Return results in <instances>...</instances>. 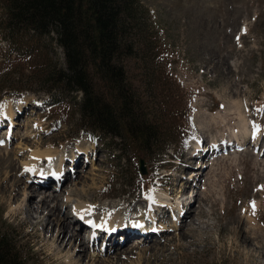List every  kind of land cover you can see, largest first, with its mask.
Instances as JSON below:
<instances>
[{
  "label": "rangeland",
  "instance_id": "1",
  "mask_svg": "<svg viewBox=\"0 0 264 264\" xmlns=\"http://www.w3.org/2000/svg\"><path fill=\"white\" fill-rule=\"evenodd\" d=\"M141 4L153 35L151 50L146 56L152 57L154 73L152 85H146L147 76L139 78L141 63L131 65L133 91L142 98V103L155 105L159 114L165 116L167 125H164L174 132L167 136L161 158L157 153L148 160L139 155L146 163V175L140 173V159L130 150V144L121 143L119 138L107 140L105 135L92 133L84 125L79 112L81 93L61 88L53 94L46 92L45 68L65 65L64 52L55 40L51 41V37L56 38L55 34L45 39L48 47L26 58L20 53L10 54L9 44L0 30V114L4 113L2 119H6V125H0V156L21 152L35 141L43 143L39 148H31L51 153L43 155L42 165L62 157V160H69L60 174V180L67 174L70 177L63 182V189L68 188L71 193L74 187L70 184H76L79 190H87L86 196L77 191V197L72 198L74 201L91 199L98 217L130 219V223L137 222V225L138 211L143 208L139 201L148 205L146 199H152L158 192H168L171 198L179 199L184 192L182 208L191 207L192 214L186 216L179 208L174 216L168 208L152 210L158 223L153 225L150 221V224L155 229L160 228L152 230V241L159 249L150 257L152 242L143 244L140 242L142 236L133 237L127 241L128 248L135 250L131 255L133 262L129 264H264V166L254 165L256 159L252 160V155L240 158L239 151L243 147L230 143L234 131L240 130L237 114L240 112L251 128L242 146L256 153L257 160L264 161V150L256 145L264 135V0H141ZM49 49L50 55L44 57ZM231 89H237V94L231 96ZM231 109L235 117L228 116ZM254 126L260 131L259 138L249 139ZM226 143L228 148H224ZM216 144V151L222 150L215 155ZM30 151L24 157L19 152L16 155L17 176L15 172L5 175L0 162V230L11 231L18 242L31 249L30 259L35 264H68L69 247L66 254L59 255L55 253L58 252L55 246L46 240L57 231L49 232V227L42 231L41 226L36 231L33 225L25 222L23 215H17L9 207L13 204L10 198L16 194L15 186L13 192L5 186L9 176L22 180L18 191L22 200L28 199L34 190L32 172L23 167ZM204 151L208 153L202 155ZM73 153L75 160L71 158ZM49 157L51 159L47 160ZM202 163L207 164L204 165L206 169L200 168ZM198 172L206 176L194 188L184 191L185 177ZM36 177L42 178L41 174ZM169 179L172 184L168 187ZM45 183L48 187L43 192L54 194L55 180ZM87 186L95 189L89 190ZM91 193L100 198L93 199ZM67 195L65 193L64 199ZM192 196L196 200L189 201L191 205L185 203ZM39 197L36 198L39 200ZM127 199L136 208L122 207ZM110 205L117 210H111ZM148 209L144 206L146 218L149 217ZM193 222L200 228L198 225L194 228ZM190 224L192 229L189 230ZM75 225L71 224L70 231L62 235L65 243L77 232ZM82 233L78 243L83 245L89 233L86 234V230ZM243 238L251 242L243 245ZM95 242H90L88 258L81 264H100L101 260L112 264L107 256H114L113 247H119L122 241L112 240L106 247L101 240ZM85 246L90 247L87 242ZM77 248L69 253L77 255Z\"/></svg>",
  "mask_w": 264,
  "mask_h": 264
},
{
  "label": "trees",
  "instance_id": "2",
  "mask_svg": "<svg viewBox=\"0 0 264 264\" xmlns=\"http://www.w3.org/2000/svg\"><path fill=\"white\" fill-rule=\"evenodd\" d=\"M0 9L10 54L31 57L56 35L51 41L64 52L65 65L45 68L48 94L60 88L81 93L79 112L92 133L130 144L139 159L161 158L174 132L155 105L134 93L130 76V66L141 63L139 78L153 83V60L146 56L153 35L141 0H0ZM31 252L11 231L0 230V264H35Z\"/></svg>",
  "mask_w": 264,
  "mask_h": 264
},
{
  "label": "bare ground",
  "instance_id": "3",
  "mask_svg": "<svg viewBox=\"0 0 264 264\" xmlns=\"http://www.w3.org/2000/svg\"><path fill=\"white\" fill-rule=\"evenodd\" d=\"M229 91H230V95L231 96L237 94V92H236L237 89H236V91H233L232 89L229 90ZM227 94H229V93H227ZM233 98H230V99H233ZM226 103L229 104L228 101ZM230 103L232 105L233 101H231ZM221 104L222 103L220 102V106H221ZM232 106H234V105H232ZM244 107H246V106H244ZM239 111H241V110H239ZM11 114H13L12 111H11ZM234 114L235 113L233 112V109H231L230 112H229V114H228V116L229 117L230 116L235 117ZM237 114L239 115V122H240V125L239 126H240V130L239 131H234L235 132V136L232 139L233 141H231V142L229 141V142L232 145H234L235 143H237L238 145L240 144L239 146L237 145L239 148L243 147V149H241V151H239V152H241V154L239 156L240 158L243 157V156H245V155H252V160L253 159H256L257 160L256 153H254L253 150H252L253 153L248 152L249 149H247L246 146H242L243 144L245 145L244 141L248 138V133H249L248 131H250L251 128H249L247 126L248 125L247 124V120H245L244 117H242V114L240 112H238ZM4 116H5L4 113L0 114V125H6V123H4V120H6V119H2V117H4ZM224 120L226 121V118H224ZM230 120H232V119L230 118ZM215 123H216V121H215ZM216 124H219V123L217 122ZM11 125H13V124H10V126ZM212 125H214V124H212ZM231 125H232V123H231ZM232 126H234V125H232ZM257 128L258 127H255V126H254V128L252 127L253 133L251 135L249 134V139L251 137H254V139H258L259 138L258 137L259 135H257V134L260 131H257ZM203 134H205V133L203 132ZM257 144L259 145L258 147L261 146L262 147V150H264V135L262 137H260V139L258 140V142L256 143V145ZM43 145H44L43 143H39V142L37 143L36 141L35 142H32L30 145L28 144L27 148L23 149V151H21V152L18 151L19 152V155H21L22 157H24L30 151L31 148H33V147L39 148V147H41ZM252 145H254V144H252ZM214 146H215V149H214L215 155L216 154H219L218 152L220 150H222V149L216 151L217 150V147H216L217 144L214 145ZM228 147H229V144L226 143L225 146H224V148H228ZM1 148H3V147H1ZM197 150H198V148H196V151ZM18 152L17 153L15 152L16 154L15 153L12 154L11 152H7V154L5 153V156H0V162L3 164V168L5 170V175L8 174V173L15 172L16 173V176H17L19 170L16 169V164L18 166V163L19 162L17 160V163H16L15 158H16V155H18ZM30 152H31L30 155L25 158V161H23V167L24 168H28L30 170L29 172H32V175H31L32 178H31V180H33V182H34L33 183L34 184L33 185L34 186L33 187L34 190H33L31 196H29L28 199H26L23 196L24 199L22 200L21 199V196H19L20 193H18V191H20V188H21L20 185L22 184V180H17L18 179L17 177L15 179H13V176H9V180L7 181V183L5 184V186H8L9 187V192L12 191L13 188H14L13 191L16 192V194L12 195V197L10 198V201L13 204L10 203V206L9 207L13 211L17 212V215H23V217L25 218V222H28L31 225H33L34 230L36 228H38L39 226H41L42 231H44V229L47 228V227H49V230H48L49 232L50 231H57V234L56 235L55 234H51L50 238H47L46 239L48 242L52 243L55 246V250L56 251L58 250V252H55V253H57V254L60 255V254H63L65 252V254H66L67 251H68L67 250L68 247H69V252H71L72 250H74V249H76L78 247L77 248L78 249L77 250V255L70 254L68 252V254H67V263L68 264H81V261H83L84 259L88 258V255H89L88 253L91 250L90 249L91 248L90 242L92 241V243L95 244L96 243L95 241H98V240H101L105 244V247L112 240L116 241L115 243H118L119 241H122L120 243L119 247H116V246H115V248L113 247L114 256H110L111 254H109L107 256L109 258V260L112 261V264H125V263H128L130 261L133 262V260H132L133 258L131 257V255L134 254L135 250H134V248L133 249L132 248L131 249L128 248V247H130V244H127V241H130V239H132L133 237H136V236H138V237L139 236H142V238L140 239V242L142 241L141 243H143V244L152 242L151 244H152L153 247H151V249H150V251H151L150 257L151 256H155L156 255V250L159 247V245H155V244L153 245V241H152L153 240L152 239L153 238V236H152V230H154L155 228L152 227V225L150 224L151 223L150 221H152L153 222L152 224L154 225L155 223H158V220L156 222L155 219L153 218L154 217V214L152 215V210L154 211V209H156L158 211V209L160 210V209L168 208L169 211H173V216H174V212L176 211L177 208H179V210L182 211L184 213V215H186V216H187V214H192V212H193V209L191 207H189V208L183 207L182 208V205L184 204V197L186 196L184 194V192H182V194L179 195V199H177V198H171L172 195L170 196V194L168 192H158V193H154L152 195V199H146V201L148 202V205H147V203H146V205H144V204L140 203L141 201H139V204L141 206H143V208L140 211L137 210L139 212L138 217H136V220H139L138 225H137V222H134L133 224L130 223V221H129L130 219L129 220H126L125 218L117 217L116 218L117 220H115L113 218H104L105 216L98 217L97 213L92 208V203H91L92 201H90L91 199L90 200H87V201H84L82 198H81L82 201H74L72 199L73 197L76 196L77 191L78 192H81V195L82 196H86V193H88L87 190H85V189L84 190H79V188H78V186L76 184H70L71 185V188L74 187L73 189H71V193H69V189L68 188L67 189H63V187H62L63 182L65 180H67L68 178H70V177L67 174V177H63L60 180V178H61L60 177V174H62V171L65 170L66 165H67L66 163H67V161H69L68 159L67 160H62L63 157L62 158H59V160L54 161V164H57L58 167L57 166H53L52 168L50 166L49 167H46L45 169H48L49 173H44V171L42 170V168L46 164L45 165H42L41 164V162L45 159V158H43V155H47V154H51V153H49V152H41L40 150L32 151V149H31ZM199 152H202V151L199 150ZM205 152L208 153L207 151H204L202 153V155H204ZM74 155H75V153H73L71 155V158L73 157V160H75ZM208 155H210V153ZM215 157L217 158L218 155L215 156ZM49 159H51V158L50 157L47 158V160H49ZM228 160H233V159H228ZM256 160H255V163L256 164H254V165H257L258 166V165H261L262 164V166H264L263 165L264 164V161L261 162V160H257V161ZM224 162H227V161H224ZM213 164L215 166V163H212V165ZM204 165H207V164H203L202 163L201 166H200V168L201 167L202 168H205ZM75 166L77 167L78 164L75 163ZM37 167H41V168H37ZM67 168H69V167H67ZM39 174H41V176H42L43 179L42 178L40 179L39 177H36L35 178V175L39 176ZM205 174L206 173L200 174L199 172L198 173H189L185 177V181H184L185 182V190L184 191H187V190H189L191 188H194L196 186V184L198 183V181L200 182L201 179L204 178V175ZM58 176L60 178H57ZM188 176H190L189 179H188ZM52 179H54L55 182H56V184H57V185L55 184L56 185L55 186L56 192L54 194H52V195H48L47 192H43V190H46L47 187H48V183H45V181H51ZM86 180H84V181H86ZM5 181H6V179L3 181V183H5ZM58 181H59V183H58ZM159 184H161V183H159ZM171 184H172V180L169 179V181H168V187ZM3 186H1V187H3ZM13 186H15L16 189ZM94 186H95V184H94ZM87 187H88L89 190L90 189H92V190L95 189V188H93L91 186H87ZM69 188H70V186H69ZM61 191H63L64 193L57 195V193H60ZM191 192L193 194L194 191L191 190ZM65 193L68 194L67 195L68 197L66 196V198L64 199ZM4 194L6 195L5 192H4ZM92 195H93V199L100 198V197H96L95 194H92ZM197 195H198V192H196V196ZM36 197L37 198L39 197L40 199L38 200ZM103 197H104V195H103ZM77 199H79V198H77ZM190 199H187L185 201V203H187L189 201H191V203H192V202H194L196 200V199H194L193 196ZM7 200H9V198ZM7 200L5 201L6 204H7ZM32 201H34V202H32ZM61 202H62V204H61ZM191 203L189 205H191ZM127 206L136 208V207H134L133 202L132 201H129V199H127V201L124 202V204H123L122 207H127ZM144 206L146 208L147 207L149 208L148 209V211H149V214H148L149 217L148 218L149 219L146 218V216L143 215ZM65 208H67V210H69V211L68 212H66V210L64 211ZM89 208H91L90 214H88L89 213ZM97 208L98 207H96V210H97ZM109 208L111 210H117V208L115 206H112V205H110ZM202 209L200 210L201 213H202ZM62 213L63 214L64 213L65 214L67 213V216L64 217ZM41 215H42V217H41ZM85 215H88V216H91V217H89V219H88V218L85 217ZM186 216H185V218H186ZM79 217H80V219H79ZM120 219H122V220H120ZM105 220H107L109 223L104 222ZM73 223H76V225H77V226L75 225V227H76L75 230L77 232L75 234H73V235H70L68 241H66V243H65L64 236L62 237V235L66 234V232L68 233V231H70V225L73 224ZM89 223H90V226L91 227H86L85 224H88L89 225ZM143 223H145V224H143ZM191 225L192 224H190L189 227H188L189 230L192 229V228H190ZM194 225H198V224H195L193 222V226ZM177 226H178V224L175 225V227H177ZM55 227H57V229ZM125 227H127V229ZM198 227H199V225H198ZM194 228H196V227L194 226ZM159 229H155V230L159 231ZM83 230H86V234L89 233L88 236H86V235H84V236H86V239H89L90 241L88 242L85 239L83 241V245H82V244H80L78 242H79L80 238L83 235V233H82ZM195 230L196 229H194V231ZM36 231H37V229H36ZM192 231L193 230H191L190 232H192ZM93 233H94V235H93ZM91 235H93V236H91ZM186 235L187 234H185V236ZM181 237L184 238V235H182ZM85 242H87L88 245H90V247L89 246L88 247L85 246ZM181 242H183V241L181 240ZM250 242H251V239L243 238V240H242L243 245L246 244V243H250ZM149 245H150V243H149ZM138 248H141V247L138 246ZM162 248H164V247H161V249ZM145 252L142 255H144ZM141 259H143V258H141ZM137 260H139V258ZM99 263L100 264H111V262L110 261H107V260H101V261H99ZM96 264H98V262H96Z\"/></svg>",
  "mask_w": 264,
  "mask_h": 264
},
{
  "label": "water",
  "instance_id": "4",
  "mask_svg": "<svg viewBox=\"0 0 264 264\" xmlns=\"http://www.w3.org/2000/svg\"><path fill=\"white\" fill-rule=\"evenodd\" d=\"M145 164L146 163H145L144 159H140L139 160V169H140V173L142 175H146V173H147V169H146V165Z\"/></svg>",
  "mask_w": 264,
  "mask_h": 264
},
{
  "label": "snow or ice",
  "instance_id": "5",
  "mask_svg": "<svg viewBox=\"0 0 264 264\" xmlns=\"http://www.w3.org/2000/svg\"><path fill=\"white\" fill-rule=\"evenodd\" d=\"M257 131H259L258 128H257ZM252 207H253V209H255V204L254 203H253ZM90 212H91V208H89V213L88 214H90Z\"/></svg>",
  "mask_w": 264,
  "mask_h": 264
}]
</instances>
